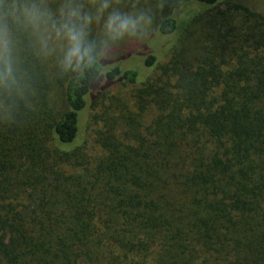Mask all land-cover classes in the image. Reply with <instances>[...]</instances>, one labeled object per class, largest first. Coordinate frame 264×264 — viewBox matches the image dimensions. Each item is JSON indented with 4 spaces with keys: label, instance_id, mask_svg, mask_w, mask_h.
<instances>
[{
    "label": "trees",
    "instance_id": "16d2710c",
    "mask_svg": "<svg viewBox=\"0 0 264 264\" xmlns=\"http://www.w3.org/2000/svg\"><path fill=\"white\" fill-rule=\"evenodd\" d=\"M45 2L55 15L62 0ZM112 9L150 23L111 39L106 12L80 71L62 68V42L46 53L15 33L0 264H264L263 16L232 0ZM155 34L174 38L146 51Z\"/></svg>",
    "mask_w": 264,
    "mask_h": 264
},
{
    "label": "clouds",
    "instance_id": "9594fccd",
    "mask_svg": "<svg viewBox=\"0 0 264 264\" xmlns=\"http://www.w3.org/2000/svg\"><path fill=\"white\" fill-rule=\"evenodd\" d=\"M95 13L84 10L79 0H62L57 14L45 0H0V89L11 92L17 86L15 68V33L30 32L42 51L49 53L56 41L62 42V68L80 71L96 63L101 53L88 39L93 22L104 19V33L111 39L136 35L150 17L144 13L127 14L110 8V0H92Z\"/></svg>",
    "mask_w": 264,
    "mask_h": 264
},
{
    "label": "rangeland",
    "instance_id": "374dc122",
    "mask_svg": "<svg viewBox=\"0 0 264 264\" xmlns=\"http://www.w3.org/2000/svg\"><path fill=\"white\" fill-rule=\"evenodd\" d=\"M233 2L237 3V4H240L246 8H248L249 10L255 12V13H258L260 14L261 16H263L264 18V0H232ZM194 10V7H190V8H185V11L186 12H190ZM172 36L170 35H166V36H163V37H158L157 34H155L154 36H152L150 39H148V41L146 42L145 46L148 47V49H146V51H157L159 47L167 44L170 42V40L172 41ZM172 38V39H171ZM151 43L153 45H158V46H152L151 47ZM127 58V57H126ZM124 58V59H126ZM136 59L138 60L139 57L138 56H135L134 55H131L128 57V59ZM122 59V60H124ZM108 64H111L112 62H109V60L106 61Z\"/></svg>",
    "mask_w": 264,
    "mask_h": 264
}]
</instances>
